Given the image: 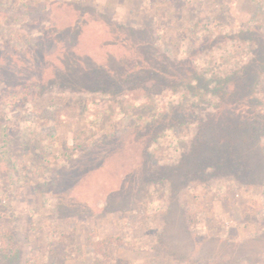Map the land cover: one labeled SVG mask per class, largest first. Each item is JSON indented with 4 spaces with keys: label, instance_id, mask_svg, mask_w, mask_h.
<instances>
[{
    "label": "rangeland",
    "instance_id": "1",
    "mask_svg": "<svg viewBox=\"0 0 264 264\" xmlns=\"http://www.w3.org/2000/svg\"><path fill=\"white\" fill-rule=\"evenodd\" d=\"M95 254L264 264V0H0V264Z\"/></svg>",
    "mask_w": 264,
    "mask_h": 264
},
{
    "label": "trees",
    "instance_id": "2",
    "mask_svg": "<svg viewBox=\"0 0 264 264\" xmlns=\"http://www.w3.org/2000/svg\"><path fill=\"white\" fill-rule=\"evenodd\" d=\"M46 30V29H45ZM143 43V42H142ZM144 44V43H143ZM112 46H116L115 44H112L111 42L109 44H106L104 46L105 49L108 50V53L109 52V49L112 47ZM144 45H141V47H143ZM150 47H156L157 49H161L162 47L164 48V45H163V41L162 39H160V36H158L156 39L153 40V42L151 43ZM163 56H160V57H157V58H148L146 60H142V61H135L132 63V66L131 68H137L139 67L138 69L142 70L140 71V74L138 75V77H142V80L144 82H148L149 78L147 79V76L149 73V70H152V68H157L155 64H158L159 66V69L161 67L160 63H162L161 59H162ZM165 57H169V56H165ZM106 66V65H104ZM137 73V71H136ZM218 79V84H217V87H216V91H215V98L216 99H219V97H223L224 95H226L227 93L230 92V90L232 89V86H228V78L229 76L225 77V78H221V75L218 76L219 74H216ZM213 77H215V75H211ZM221 78V79H220ZM216 81V80H215ZM216 81V82H217ZM188 84V83H187ZM225 84V85H224ZM193 85V84H192ZM190 87V86H189ZM188 87V88H189ZM86 90L85 91H89V92H92V93H99V88L100 86H97V87H85ZM101 89V88H100ZM191 90V89H190ZM215 90V88H214ZM126 97V94L124 95ZM150 98V96H149ZM151 99V98H150ZM152 120H148V124L147 126L150 127V123H151ZM91 124H93V122L91 121L90 122ZM49 124H52V125H55V123H49ZM57 124H59V118L57 119ZM3 129H7L6 130V133L10 132V127H8V125L6 124L4 126ZM21 130V129H20ZM87 132L84 130L83 132H77L75 134V140L76 141H79L82 139V137L86 134ZM125 133L122 132V135H113V136H110L109 138H107L106 140L102 141V142H97V143H94L92 142L91 145L86 148L85 150L83 151H80L78 152V154L76 155V159H79L81 156L82 158H86L89 157V155H93L95 154V152H100V151H107L108 150V146L115 143V142H118L119 141V138H123ZM21 137L23 138V141H24V138H25V135L23 136V133H21ZM28 137V136H27ZM32 139L34 137L30 136ZM54 138H48L47 139V145H53V146H56L58 145L59 143V138L57 136H53ZM35 139V138H34ZM26 140H28V138H26ZM115 141V142H113ZM24 143V142H23ZM46 144V139L45 138H39V141H36V149H40L41 148V145L43 144ZM68 167H73L72 164H70ZM160 190V189H158ZM162 192V191H161ZM154 209V208H153ZM157 210V209H156ZM155 210H153L154 212ZM187 212L189 213V215H187L186 213V218L189 220H187L190 224H188L190 226V228L192 230H196V231H199L201 234H206L207 232V225H206V222L204 220V216L203 214H200L201 216H196L194 215L193 213H190L188 210ZM192 220V221H191ZM197 220H201L202 222L201 223H197ZM122 239L123 241L125 240H129V235L128 234H125L122 236ZM118 242H119V239H118ZM95 256L97 257V263L96 264H100L101 262H98L99 260H102L104 258V254H95Z\"/></svg>",
    "mask_w": 264,
    "mask_h": 264
}]
</instances>
